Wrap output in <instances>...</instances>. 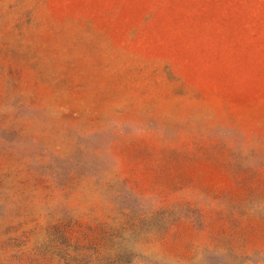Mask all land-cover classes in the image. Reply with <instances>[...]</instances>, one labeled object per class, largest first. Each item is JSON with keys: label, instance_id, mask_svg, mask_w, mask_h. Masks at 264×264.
Returning a JSON list of instances; mask_svg holds the SVG:
<instances>
[{"label": "rangeland", "instance_id": "374dc122", "mask_svg": "<svg viewBox=\"0 0 264 264\" xmlns=\"http://www.w3.org/2000/svg\"><path fill=\"white\" fill-rule=\"evenodd\" d=\"M0 264H264V0H0Z\"/></svg>", "mask_w": 264, "mask_h": 264}]
</instances>
